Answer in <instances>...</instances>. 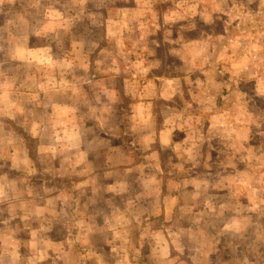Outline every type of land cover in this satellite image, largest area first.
Masks as SVG:
<instances>
[{
  "label": "clouds",
  "instance_id": "obj_1",
  "mask_svg": "<svg viewBox=\"0 0 264 264\" xmlns=\"http://www.w3.org/2000/svg\"><path fill=\"white\" fill-rule=\"evenodd\" d=\"M0 264H264V0H0Z\"/></svg>",
  "mask_w": 264,
  "mask_h": 264
}]
</instances>
